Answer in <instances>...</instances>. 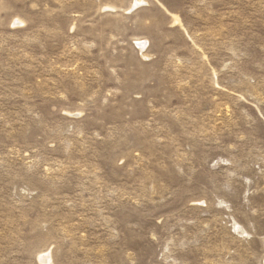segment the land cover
<instances>
[{
	"label": "rangeland",
	"instance_id": "rangeland-1",
	"mask_svg": "<svg viewBox=\"0 0 264 264\" xmlns=\"http://www.w3.org/2000/svg\"><path fill=\"white\" fill-rule=\"evenodd\" d=\"M0 264H264V0H0Z\"/></svg>",
	"mask_w": 264,
	"mask_h": 264
},
{
	"label": "bare ground",
	"instance_id": "bare-ground-1",
	"mask_svg": "<svg viewBox=\"0 0 264 264\" xmlns=\"http://www.w3.org/2000/svg\"><path fill=\"white\" fill-rule=\"evenodd\" d=\"M139 4V3H138ZM134 5V4H133ZM135 5H137V2H135Z\"/></svg>",
	"mask_w": 264,
	"mask_h": 264
}]
</instances>
